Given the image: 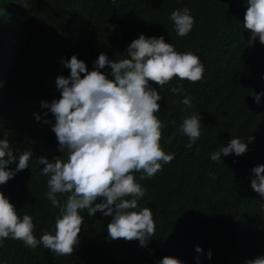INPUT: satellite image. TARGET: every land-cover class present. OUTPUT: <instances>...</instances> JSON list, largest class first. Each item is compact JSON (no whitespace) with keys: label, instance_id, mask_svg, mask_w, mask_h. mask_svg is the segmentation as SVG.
Masks as SVG:
<instances>
[{"label":"trees","instance_id":"obj_1","mask_svg":"<svg viewBox=\"0 0 264 264\" xmlns=\"http://www.w3.org/2000/svg\"><path fill=\"white\" fill-rule=\"evenodd\" d=\"M248 6L247 0H0V139L9 141L16 157L8 169L16 170L22 152L32 153L29 167L15 171L0 192L21 218L32 216L37 240L54 234L59 215L46 198L48 177L38 160L67 159L52 130L55 117L41 105L60 98L56 78L70 75L63 61L76 55L91 71L99 54L123 58L143 34L163 36L176 51L197 55L205 69L196 83L177 77L161 89L149 82L161 95L160 144L174 159L151 179L133 173L146 189L137 211L149 207L156 225L146 247L110 239L112 217L81 210L84 223L72 256L9 238L0 241V264H159L164 256L182 264H245L264 256V197L251 188L252 169L264 164V44L258 37L249 43L250 30L243 27ZM185 7L194 24L181 37L169 16ZM98 70L112 78L110 66ZM177 85L182 91L174 95L170 88ZM185 96L193 107L183 104ZM192 113L201 118V135L186 148L179 128ZM232 138L248 142L247 151L212 161L210 155Z\"/></svg>","mask_w":264,"mask_h":264},{"label":"clouds","instance_id":"obj_2","mask_svg":"<svg viewBox=\"0 0 264 264\" xmlns=\"http://www.w3.org/2000/svg\"><path fill=\"white\" fill-rule=\"evenodd\" d=\"M247 2L243 27L250 30L249 43L258 37L264 44V0ZM169 19L181 37L187 36L194 24L187 7L173 10ZM122 57L110 60L101 53L91 71L76 55L63 61L70 75L56 78L60 98L50 103L41 102L55 117L52 130L60 152H67L66 160L60 157L51 161L46 157L38 160L44 165L42 174L48 177L46 198L59 209L54 234L44 232L37 240L32 216L25 214L21 218L14 205L0 192V241L11 238L32 249L42 244L56 256H72L84 223L81 210H87L89 217L97 211L111 216L107 232L112 240H138L141 247H146L149 239L155 236L152 210L144 207L137 211L138 200L145 195L146 189L136 181L133 173L141 172L140 180L151 179L162 171L163 164L174 159V154L166 153L161 147L165 125L156 115L160 111L157 102L161 95L149 82L161 89L177 77L196 83L204 78L205 69L197 55L176 51L163 36L146 38L140 34ZM105 66H110L111 79L98 70ZM170 91L179 94L182 85L171 87ZM260 95L254 94V102H260ZM183 104L193 107L191 97L185 96ZM36 119L40 117L37 115ZM200 119L199 114L192 113L180 124V132L188 138L186 148H192L201 135ZM252 140L254 137L250 136L248 142ZM248 142L232 138L210 158L219 161L221 153L240 156L247 151ZM31 155V151L22 152L15 171L28 168ZM15 159L9 141L0 139V185L15 175V171L7 167ZM252 172L255 175L251 178V188L264 197V164L255 166ZM57 194L66 197L63 203ZM195 251L201 253L202 249L196 245ZM211 256L209 251L207 257ZM159 264H182V261L164 256ZM245 264H264V256L246 260Z\"/></svg>","mask_w":264,"mask_h":264}]
</instances>
